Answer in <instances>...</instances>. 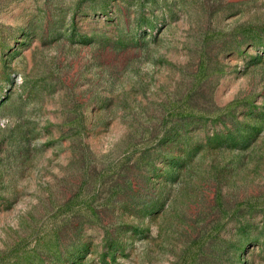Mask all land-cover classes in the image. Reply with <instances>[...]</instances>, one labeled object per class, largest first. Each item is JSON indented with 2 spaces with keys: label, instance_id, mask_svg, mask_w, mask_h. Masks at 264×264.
I'll use <instances>...</instances> for the list:
<instances>
[{
  "label": "rangeland",
  "instance_id": "obj_1",
  "mask_svg": "<svg viewBox=\"0 0 264 264\" xmlns=\"http://www.w3.org/2000/svg\"><path fill=\"white\" fill-rule=\"evenodd\" d=\"M0 264H264V0H0Z\"/></svg>",
  "mask_w": 264,
  "mask_h": 264
}]
</instances>
